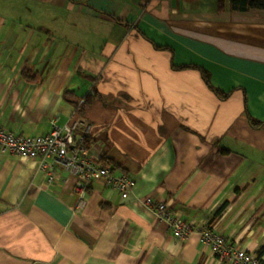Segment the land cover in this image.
<instances>
[{"label": "crops", "instance_id": "1", "mask_svg": "<svg viewBox=\"0 0 264 264\" xmlns=\"http://www.w3.org/2000/svg\"><path fill=\"white\" fill-rule=\"evenodd\" d=\"M74 119L131 192L95 179L79 207L74 175L49 186L39 160L0 151V264H225L204 225L264 247V10L0 0V123L35 136ZM147 197L193 226L186 239Z\"/></svg>", "mask_w": 264, "mask_h": 264}, {"label": "built area", "instance_id": "2", "mask_svg": "<svg viewBox=\"0 0 264 264\" xmlns=\"http://www.w3.org/2000/svg\"><path fill=\"white\" fill-rule=\"evenodd\" d=\"M87 134L88 126L81 119L61 126L55 124L49 132L35 136L14 133L0 123V151L39 160V168L44 172L49 186L56 182L61 170L74 175L79 207L85 205L88 187L95 179H102L106 186L127 197L134 186V179L126 173H119L111 165H103L95 160L89 152ZM144 203L152 208L156 218L168 224L176 239L182 241L193 231V226L166 202L147 197ZM199 232L202 242L222 263L264 264L257 253L231 242L214 227L204 225Z\"/></svg>", "mask_w": 264, "mask_h": 264}, {"label": "trees", "instance_id": "3", "mask_svg": "<svg viewBox=\"0 0 264 264\" xmlns=\"http://www.w3.org/2000/svg\"><path fill=\"white\" fill-rule=\"evenodd\" d=\"M230 3H231V9L237 10V11H247L250 9L264 10V0H230ZM86 142H87V145L89 147L88 136H87ZM106 162H104L103 165H110ZM225 207H226V203H224L215 212L211 221H214L217 217H219V215L223 212ZM263 252H264V247H262V249H261V251H259L258 255L261 257Z\"/></svg>", "mask_w": 264, "mask_h": 264}]
</instances>
